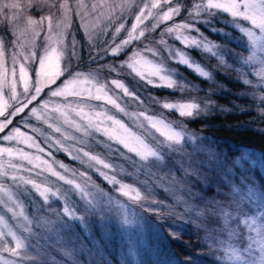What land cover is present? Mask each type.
<instances>
[{
  "label": "snow or ice",
  "instance_id": "1",
  "mask_svg": "<svg viewBox=\"0 0 264 264\" xmlns=\"http://www.w3.org/2000/svg\"><path fill=\"white\" fill-rule=\"evenodd\" d=\"M37 9L42 13L39 19L25 16L26 11ZM184 13L187 15L176 22ZM218 14L230 17L228 23L243 34L241 40L246 37L251 50L249 56L245 58L215 44L201 32L197 25L210 24ZM73 16L79 19L82 40L73 31ZM129 19L130 27H126ZM0 25H3L0 31L12 37L0 36V264H48L45 252L30 243L32 237L39 239V230L43 228L51 234L47 239L55 236V242L61 243L62 233L72 230L73 222L85 227L89 216L99 217L103 225L105 217L114 213L125 230L139 225L146 217L132 205L154 214L157 221L172 220L168 236L173 240H179L188 225L207 230L206 214L218 216L222 228L213 231L226 233L228 239L207 238L212 241L209 247L215 246L223 253L217 257V264H264V191L250 186H246V191L233 187L231 195L237 200L236 212L229 211L216 197L228 198L229 193L222 189L230 184L231 169L225 158L206 147L208 138L188 130L182 122L168 120L163 112L149 114V105L137 91L119 78L102 79L100 75L106 71L119 77L127 69L130 75L135 74L152 88L180 92L195 89L194 85L176 79L178 73L167 66V61H171L193 69L215 85L213 70L196 63L185 51L197 49L216 58L219 67L235 71L243 84L252 86L251 98L258 114L264 116V91H261L264 67L256 71L259 81L255 84L244 70L257 60L258 51L264 52V0H91L88 3L75 0L74 4L70 0H0ZM210 31L227 36L223 29L211 27ZM169 38L185 50L170 44ZM38 40H42V48ZM134 45L140 47L132 48ZM82 48L88 49V64L96 67L79 70ZM130 48L129 55L126 50ZM125 55L127 59L121 60ZM226 56L234 57V63L240 67H234ZM108 60L111 62L105 63ZM261 64L264 65V60ZM33 65H37L34 80L30 72ZM45 89H48L46 93ZM204 91L203 99L194 97L183 102L161 103L151 96L146 99L160 104L163 110L177 112L182 118H195L218 108L210 99L217 89L210 87ZM130 105L142 110L129 111ZM235 107L245 111L239 105ZM121 115L139 131L125 124ZM18 117V123L30 129L31 134L12 126ZM101 145L107 149V158L88 150ZM189 145L191 152L187 151ZM54 151L63 152L98 173L115 192L127 198V203L90 183L89 171H77L57 161ZM198 153L208 157L201 163L213 171L221 170L215 196L206 199L188 188L189 198L176 196L173 205L150 199V179L165 169L168 170L165 175L171 174L175 156L186 157L191 164ZM183 170L185 176L194 171L190 167ZM120 175L133 178L149 194L143 195L135 184L118 179ZM49 177H55L56 181H50ZM56 182L68 187H57ZM72 194L78 196L79 204L71 199ZM194 197L203 201L205 208L193 204ZM51 198L63 202L62 210L50 206ZM25 200L34 208L32 217L26 211ZM181 207L183 211H177ZM253 210L255 215L250 214ZM45 213L55 215V219H49ZM9 214L14 224L9 222ZM241 225L248 230L243 236L237 230ZM154 227L161 240H166L160 228ZM85 248L81 245L80 250L83 252ZM5 253L14 259L5 258ZM170 264L181 262L172 257ZM183 264L198 262L188 257Z\"/></svg>",
  "mask_w": 264,
  "mask_h": 264
},
{
  "label": "rangeland",
  "instance_id": "2",
  "mask_svg": "<svg viewBox=\"0 0 264 264\" xmlns=\"http://www.w3.org/2000/svg\"><path fill=\"white\" fill-rule=\"evenodd\" d=\"M85 2L88 3L91 2V0H85ZM189 2H191V0H189ZM70 3L74 4L75 0H70ZM41 14L42 13L38 9L25 12V16H31L34 19H39V16ZM186 15L187 13H184L182 16L177 17L176 22L182 20ZM130 24H131V19H129L128 23L126 24V27H130ZM243 24L244 26H247V22H243ZM73 25H74L73 31L76 32L77 39L82 40L83 33L82 31L79 30V19L75 16H73ZM2 28L3 25H0V29ZM192 35H196V33L193 32ZM0 36H6L7 39H12V37L7 35L4 31H0ZM204 36L207 37L205 34ZM120 38H123V34L121 35ZM37 43L42 48L43 46L42 40H38ZM169 43L173 44L177 48H180L181 50H185L183 49V45L176 44L174 39L169 38ZM135 47H140V45L132 46V48ZM131 50H132L131 48L129 50H126L129 55L131 54ZM185 51L188 52L190 58L194 60L196 63H199L201 66L206 67L209 70H213V78L215 80L214 70L218 68L217 59L215 60V62L209 60L211 59L210 54L204 53L200 50L199 52L202 53L201 55H195L189 49H186ZM248 51L249 53L247 55H244L245 58L251 54L250 48L248 49ZM80 56H81V60L80 62H78L79 70L87 71L89 67H96V65L88 64L89 55L87 48L81 49ZM149 58L150 59L152 58L150 54H149ZM123 59H127V56L126 55L122 56L121 60ZM226 59L228 60L229 63H233L234 67L237 66V64L235 65L234 63L232 56H226ZM262 60H264V52L258 51L257 60L246 67V68H250L249 66L251 65L254 66L253 68L254 78L256 76L255 75L256 71L259 70L261 67H264V65L261 64ZM110 62L111 60L105 61V63H110ZM119 62H120L119 60L116 61V63ZM167 66L175 73H178V75L176 76V79L178 81L191 84L188 81V77L182 72V70H180L179 66H177L176 63L167 61ZM36 67L37 65H33L32 69H30L33 80L35 79ZM129 72L130 70L127 69L122 70L121 75L119 77H117L115 74H108L106 71L102 72L100 75L102 79L119 78L130 89L137 91L138 94L141 95V98L145 99L146 103L149 105L150 108L149 114L158 115L161 112H163L164 116L168 120L178 123L182 122L187 126L188 130L192 131V128L186 121L188 118H182L178 115V113L174 114L173 111L163 110L160 104H153L151 101H148L146 98L149 96L155 97L156 100L160 101L161 103L165 101L183 102L190 100L194 97L199 99L201 95L197 93L195 90L198 89L196 84H194L193 82L191 84L195 86V89H193L195 90V92L194 91L180 92L178 89H167L168 92L157 94L155 90L153 91L150 90L149 86L144 84L143 81H140L139 78L135 76V74L130 75ZM66 78H67L66 76L62 77L60 80L57 81V84L62 83L63 79ZM258 81H259V77L256 76V83ZM47 91L48 89H45V93ZM210 99L213 101L212 98ZM128 110L136 111L142 109H138L136 106L130 105ZM120 118L123 119L125 124H127L133 131H139V129H137V127L130 120L123 117L122 115L120 116ZM18 121H19V117L14 118L12 126H19L21 127L22 131H27L30 133V129L24 128L22 124L18 123ZM30 122L33 124L36 123L34 120H31ZM88 150L92 151L95 154H99L105 158H107L108 156L107 149H105L102 145L93 146ZM245 155L246 156H240L235 160V163L236 165H238V169L240 170V171L238 170L237 178L233 176V173L228 177V180L230 181L227 191L229 193V196L227 199L224 198L225 203L224 202L223 203L226 206H228L229 211H232L233 213L236 212V203H237L236 198H234L231 195L233 187L239 188L242 191H246L247 190L246 186H250V187H254L259 191H264V189L260 186L258 181V175H261L264 178V159L262 157L264 153H262V155L261 153H256V154L246 153ZM53 156L57 161L64 163L69 168L76 169L77 171H84V170L89 171V175L92 178L90 183H94L101 190L109 193L110 195L114 196L116 199L127 203V198L122 197L119 193L115 192L113 186L109 184L101 185L97 181V178L95 177L98 173L90 169H87L86 165L81 164L79 161L71 160L63 152L54 151ZM247 157L254 158L253 160H251L254 163L253 166L254 168L249 167V165L246 164V161L248 160ZM183 158L185 157H181L180 160L182 161ZM119 162L123 163V161H119ZM175 166L176 164L174 165V167ZM182 168H186V167L183 166ZM166 172H168L167 169L158 172L155 178L149 180V183L152 185L151 187L152 195L150 196V199L155 198L156 200L164 201L168 205H173L175 203L176 196H182L185 199L189 198L188 193L186 191V189L188 188H190L192 192L200 193L199 191H197L196 189H194L189 185L192 179L191 174L187 175V179L189 183L187 182L188 184L186 185L179 179V177L176 175V172L171 171V174L165 175ZM182 173L184 174V170L182 171ZM210 175H212L211 172L205 176H210ZM161 177H163L162 180ZM118 179H123L125 183L135 184L136 187L140 188L143 195L149 194V190L146 187L134 181L133 178L131 177L120 175L118 176ZM141 179H146V177H141ZM49 180L55 182L56 178L49 177ZM154 180L159 181V184L155 183ZM160 184H162L163 186L161 187ZM56 186L61 187L62 189H66L68 187L67 185H64L63 182H56ZM168 188H172L173 190L166 191V189ZM202 195L206 199H210L208 195H204V194ZM36 199L40 204H43L42 200L39 197H36ZM71 199L73 201H76L77 204H79V198L75 194L71 195ZM191 202L196 206H198V208H205V203L201 201L198 197L192 198ZM25 203L27 205L26 211L28 215L32 217L34 213V208L31 204L28 203L27 200H25ZM50 206L52 208H55L57 211H60L63 208V202L57 200L56 198H51ZM44 207H48V206L44 205ZM131 207L138 212H142L143 215L146 217V219L143 222H141V224L139 225L128 226L127 230L121 228L120 218L116 216L114 213H110L105 217L103 225L101 224L99 217H92V216L86 217L85 227L87 229V234L85 232V227H81V224L79 222H73V229L68 232L62 233L63 241L61 243L55 242L56 241L55 236H53L51 240L47 239V237L51 235L47 231V228H43L39 230V239H37L36 237H32L30 239V243H32L37 247H40L45 252L46 254L45 258L47 259L48 264H170L172 257H175L177 260H179L181 264H183V262L188 257H192L193 260L198 262V264H217V257L223 255L222 251L217 250L215 246L209 247V244H211L212 241L210 239H207L208 237H216V236H219L221 239H225V240L228 239L226 233L213 231V229L222 228V220L218 216H208L206 214L204 223L206 225L207 230L197 229L194 225L187 226L188 230L181 235L179 241L186 243V247L189 249V252L187 255L184 256V258H180L179 255L175 253V250L171 246V244L168 243V237L171 236H168L167 233H168V229L172 226V220H166L162 222L157 221L156 216L154 214L144 212L139 205H132ZM177 211L182 212L183 208L182 207L177 208ZM250 214L255 215L256 213L253 210V212ZM45 215L48 214L45 213ZM48 218L54 220L55 215H48ZM8 219L10 223L14 224V222L10 218V214L8 216ZM185 219H187V216H185ZM154 226H158L160 228L163 235L167 237L166 240H161V237L156 232ZM190 230H193V233L195 235L197 233L198 235L193 242H190L188 238L184 236V234L186 235L189 234ZM237 230L238 232L241 233L242 236L245 235L248 231L247 228H245L243 225L239 226ZM150 233L154 235L152 236V238L149 237ZM152 239L154 240V242H152ZM11 243L12 242L9 238V244ZM81 245L86 246L83 252L80 250ZM68 253L71 254L69 255ZM29 254L34 255V253H31V250H29ZM4 255L5 258L7 259H14L7 253H5Z\"/></svg>",
  "mask_w": 264,
  "mask_h": 264
},
{
  "label": "trees",
  "instance_id": "3",
  "mask_svg": "<svg viewBox=\"0 0 264 264\" xmlns=\"http://www.w3.org/2000/svg\"><path fill=\"white\" fill-rule=\"evenodd\" d=\"M229 19L230 17H227L226 14H218L212 19L210 24L199 23L197 26L212 42L221 45L222 47L225 46L228 49H232L244 57V55L249 53L247 39L245 37L241 40L243 34L228 23ZM211 27L223 29L224 32L227 33V36L221 32L210 31ZM175 42L176 44H180L177 41ZM189 50L195 55L202 54L197 49ZM209 60L215 62L216 58L211 57ZM233 60L235 61L234 57ZM236 64L237 63H235V65ZM176 65L179 66L180 70H182V72L188 77L189 83L192 84L193 82L197 85L198 89H201L200 91L196 90V92L201 95V98L199 97V99L205 97L204 90H207L210 87L217 89L216 94H213L210 98L213 99L218 108L211 112L201 114L198 117L188 118L186 121L192 128V132L208 138L207 141H205L206 147H210L213 151L220 154L222 158H225L224 162L228 165V168L231 169L233 176L237 178L239 169L235 160L238 157L246 156V153H261V155L264 153V116L258 114L256 104L251 98L250 94L254 90L253 87L243 84L239 80L235 71L219 66L217 67L222 70L218 68L214 70L216 84L213 85L211 81L200 77L193 69L178 63H176ZM235 67H240V65L237 64ZM249 67L250 68L245 67L244 70L248 72V78L252 79L255 84L256 76L254 78V66L251 65ZM149 87L150 90H155L157 94L168 92V88ZM192 91L195 92V90ZM261 91H264V88H262ZM236 105H239L240 108L245 109V111H240L235 107ZM219 108L229 109L230 111H221L218 110ZM175 113L177 112H174V114ZM187 151H192L190 145L187 146ZM262 157L264 159V155H262ZM180 158L181 157L178 155L173 158L171 171L176 172L179 179L187 185L189 182L187 176H184L182 173L184 169L182 168V165L186 168L190 167L194 171H190L189 173L192 176L189 185L201 194L208 195L210 198L215 196L216 188L218 186V175L221 170L218 169L213 171L209 165L201 163L202 161L208 160V157L203 153L196 154L192 158L191 164L186 157L183 158L182 161ZM253 159L254 158H248L246 161V164L249 165V167L254 166V163L251 161ZM175 164L176 166L174 167ZM210 172L212 175L205 176ZM95 177L101 185H108V183L98 174ZM258 181L260 186L264 189V178L261 175H258ZM222 191L228 193V186L224 187ZM216 199L222 200L223 202L225 201L224 197H216ZM152 236L154 235L150 233L149 237L152 238ZM184 236L187 237L190 242H193L198 235L197 233L195 235L193 230H190V233L187 235L184 234ZM152 242H154L153 239ZM168 243L171 244L175 253H177L180 258H184L189 252V249L184 242L173 240L171 237H168Z\"/></svg>",
  "mask_w": 264,
  "mask_h": 264
}]
</instances>
